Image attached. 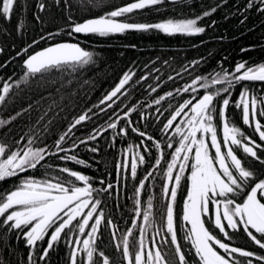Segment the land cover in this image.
<instances>
[{
    "label": "snow or ice",
    "instance_id": "snow-or-ice-1",
    "mask_svg": "<svg viewBox=\"0 0 264 264\" xmlns=\"http://www.w3.org/2000/svg\"><path fill=\"white\" fill-rule=\"evenodd\" d=\"M64 2L67 4V0ZM17 3L18 0H0V17L10 22ZM55 3L59 5L61 0H55ZM164 3L165 0H133L125 6L117 7L83 22H75L69 16L68 29L60 31L65 32L69 37L78 34L107 37L122 34L128 30L145 32L158 30L166 35L194 36L206 31L205 27L199 25V21L216 11L214 7L196 18L168 19L154 24L128 23L119 19L137 10ZM37 7L40 12H44L47 6L40 2ZM253 8L264 13V0H248L245 10ZM35 19L40 21L41 18L36 15ZM23 27V22L18 21L17 31H21ZM59 34V32L49 33L47 37L42 36L41 40L51 39ZM35 44H39V41H33L17 53V56L25 57L23 67L26 71L21 80L12 81L11 77L4 80L0 77V81H3L0 84V108L6 106L22 84L27 85L33 80H43L54 70L59 71L65 68L75 70L94 63L93 52L81 47L79 43L59 42L31 52L30 49ZM4 51L5 49L0 47V55ZM242 51H248V49H242ZM135 75L136 73L131 70L124 73L115 88L100 101L101 105H107L100 111L106 113L108 109H113L121 96L128 95L125 88L133 81ZM147 79L148 76L145 75L135 83ZM156 79L159 80V77ZM169 79L173 77L169 76ZM202 80L203 83H201ZM242 82L264 84V63L248 65L246 61L240 62L231 73L226 70L223 74L216 73L210 82L205 77H199L193 81V84L184 87L182 91L187 93L190 89L196 91L197 84L205 90L218 84L227 85L214 92L206 91L199 99L196 97L186 99L176 106L169 104L165 111L171 109V112L160 130L165 135L170 129L174 130L163 144L136 126L131 119L133 113H137L141 120H147L148 117L138 111V106L128 108L126 104L124 108L128 110L124 111L122 108L123 115L116 113L117 118L114 120L109 117L110 122L106 127L102 126L101 129L90 134L87 140H80L79 144H74V147H79L80 144H87L88 140L96 141L110 129L113 135L109 146L114 145L118 137H128L131 132L152 142V147L158 152L155 167L152 171L146 172L134 193L135 215L137 218L142 215L143 224L146 226L139 229V238L135 241L136 250L132 251L133 241L129 239L133 237L131 229L123 234L121 242L115 243V248L120 252V258L125 264H264V254L234 246L237 235L242 230L254 246L264 251V178H258L256 170L247 167L245 160L237 154L239 150L245 158L264 165V157L258 155V151H264V123L261 120L264 118V94L253 91L247 84H243L238 99L231 101L230 90ZM152 91L155 92L156 88H152ZM180 93L181 89H176V94ZM221 93H229V96L217 101ZM173 96L174 93L169 91L155 99L153 103L160 105L162 101ZM193 100L196 102L193 103ZM218 103L219 110H217ZM230 105L239 110L242 124L252 129L262 143H257L241 127L236 126L229 112ZM94 107L99 108V105ZM148 107H152V104ZM91 112L92 109L89 108L74 119L67 131L55 142L56 153L70 151L62 147L65 138L78 125L91 120L92 117L89 115ZM156 112L163 115L159 108ZM20 115L22 112H17L7 119L0 117V129L10 125ZM121 121L124 122L123 125ZM157 122H159L158 117ZM174 137L179 139L173 140ZM174 143L178 146L174 148L171 159L167 162L165 172L167 183L162 190L163 197L167 201L161 216L163 224L157 227L151 242L146 243L147 226L155 223L153 203L152 197H149L147 208L141 211L139 197L145 189L146 181L165 160L164 147L173 149ZM34 144L35 139L30 138L25 147L12 150L8 144L0 142V181L18 176L19 173L29 169L35 170L45 160L46 154H56L49 152L46 147H34ZM141 147L144 152L139 150ZM88 150L92 153L100 152L98 146ZM121 154L125 156V161L123 164L116 165L118 177L116 185L109 182L105 187L94 188L91 177L63 167L60 171L66 173L71 179L60 177L44 180L24 179L14 190L0 192V229L4 230L3 235H0V248L9 253L13 251L11 246L4 247V236L13 233L17 240L23 238L29 249L26 256L27 264H38V260L45 261L49 253L61 243L70 249V264H78V262L79 264H116V261L97 245L102 224L111 227L113 241L116 240L119 231L111 219L106 221L105 212L100 209L102 200L99 197L104 193L111 197L113 191L118 190L121 180L128 179L125 173H129V168L130 177L136 179L138 164L147 163L146 154L151 155V150L141 140L139 144H130L126 151L122 150ZM127 154L131 155L130 165ZM60 159L74 161L78 165L86 163L85 160L78 159L76 155H66ZM189 169L182 221L187 225L184 238L190 245L187 252L191 254V259L178 239L175 215L178 190ZM174 172L177 174L174 175ZM76 182H82L83 186H79ZM100 183L103 185L105 181L101 180ZM136 227L137 224L133 223L132 228ZM216 232L221 234L223 239ZM85 234L86 238H79L84 237ZM157 235L161 237L159 241L156 240ZM46 237V247L38 255V249L44 244ZM225 240L233 243L225 242ZM0 264H4L2 256H0Z\"/></svg>",
    "mask_w": 264,
    "mask_h": 264
},
{
    "label": "trees",
    "instance_id": "trees-1",
    "mask_svg": "<svg viewBox=\"0 0 264 264\" xmlns=\"http://www.w3.org/2000/svg\"><path fill=\"white\" fill-rule=\"evenodd\" d=\"M247 3L248 0H188L181 5L176 4L172 7V11L178 13L181 16L180 19L202 16L205 11L214 7L216 11L199 21V25L206 28L203 34L194 36L166 35L158 30L128 33L125 36H118L120 42H111L105 46L97 45V47L91 48L90 51L94 54V63L75 70L67 68V82L63 78L64 69H62L60 73L54 70L53 73L47 74L48 77L50 76L49 78L33 80L27 85L22 84L21 88L16 90L14 97L6 103V106L0 108V117L5 119L17 112H22V115L18 116L10 125L0 129V142L8 144L12 150L25 147L30 138L35 139L34 147H46L44 143H39L44 142L40 139L46 138L54 140L55 145V142L67 131L75 118L89 108L97 109L94 106L98 105L101 99L115 88L134 62L156 60L162 64L166 61L168 70H173L182 69L187 65H192V62L198 61L195 65L198 67L199 76L207 78L209 82L216 73L223 74L225 70L229 73L233 72L240 62L246 61L248 65L249 62L254 65L264 63V13L258 12L255 8L246 11ZM35 8V0H32L28 8L30 14L27 25L34 26V28L37 22L33 16ZM83 10L84 8L79 3L72 4L71 8L68 9L71 13L78 15L82 14ZM149 12L148 17L145 15L149 18V22L165 20L161 17L156 18L155 9H151ZM62 20L61 18H54L52 24H59ZM25 36V34L19 36L16 20L7 23L3 18H0V41L5 49L4 53L0 55V77H4L6 69L13 66L9 64L10 62L6 66H3V63L12 54H15L12 47L15 45L19 47L24 42ZM108 37H112V35ZM98 42L103 41L98 40ZM242 49H248V51H242ZM185 62L188 64L184 65ZM179 66L181 67L179 68ZM18 69L19 67L14 68L13 72ZM23 74H18L19 80L22 79ZM11 80L15 81L12 78ZM203 82L202 80L201 83ZM2 83L3 81H0V84ZM238 85L230 91H239ZM226 86L218 84L207 90L200 88V97L206 91L214 92ZM125 91H127V86ZM226 94L221 93L217 101L226 97ZM29 105H31L30 108ZM24 109H28V111H24ZM217 110H219V103ZM81 125L73 129L72 133L65 138L67 146L75 144L81 139ZM46 148L49 151L56 150L55 147ZM60 157H63L62 153H56L50 158L46 157L37 169H29L23 172L24 179L42 178L50 172H53L55 177L67 178V174L60 171L61 168L67 167V162ZM262 157H264V151ZM97 159L101 161V169L110 170L114 166L115 154L111 147L107 148L104 144ZM245 164L247 167L256 170L258 178H264V165L256 161ZM260 174L262 175L260 176ZM18 185L19 180L15 177L11 181H0V192L14 190ZM116 205L115 198L108 199L107 209H109L110 215L112 213L117 216L120 214ZM125 219L123 216L122 220ZM185 232L179 240L191 259V254L187 252L190 245L184 238ZM3 233L4 230L0 229V235ZM216 234L223 239L221 234L218 232ZM239 237L243 238L235 240L234 246L264 254V251L254 246L245 234ZM136 240L135 237L132 240L133 252L136 250ZM46 242L47 237L44 244L39 247L38 255L46 247ZM225 242L228 241L225 240ZM7 246H11L13 251L9 253L0 248V256H2L4 264H27L26 256L29 249L23 238L17 240L13 233H9L4 236V247ZM99 246L104 252L114 255L115 243L112 240L104 241ZM69 253L70 249L61 243L49 253L45 261L38 260V264H70ZM116 256V258H111L116 261V264H125L118 257V254Z\"/></svg>",
    "mask_w": 264,
    "mask_h": 264
},
{
    "label": "flooded vegetation",
    "instance_id": "flooded-vegetation-1",
    "mask_svg": "<svg viewBox=\"0 0 264 264\" xmlns=\"http://www.w3.org/2000/svg\"><path fill=\"white\" fill-rule=\"evenodd\" d=\"M121 1V2H120ZM112 0V1H103V0H67V4H65L64 0H61V3L57 5L55 3V0H35V9L33 11V16L36 15L40 16V21L36 22V26L34 28L27 25V19L28 15L30 14L28 11L29 4L32 3V0H18L17 6L14 9L13 18L10 22L13 20H16V23L18 21H22L24 24V27L21 31L18 32L19 36H23L25 40L24 42L17 47L16 45L12 47V49L15 51V54H12L10 58H7V61L3 63V66H6L8 62L9 64H12L10 68L6 69L5 76L3 77L4 80H8L10 77L12 79L19 80V75L23 74L26 70L23 67V61L25 59L24 56H17V53L20 52L24 47L28 46L29 44H32L33 41H39V44H35L33 48L30 49L31 52L39 51L42 48L51 46L55 43L59 42H72V43H79L81 47L85 48L86 50L90 51L91 48H94L97 45L105 46L107 44L120 42L118 36H125L128 33L132 32H145V31H135V30H128L122 34H113L112 37H100L97 35H88L85 36L83 34H78L73 37H69L65 34V32L60 31L61 29H68L69 20L68 17L71 16L72 20L75 22H83L86 19L95 18L100 15H103L104 13L114 10L117 7L125 6L128 3L133 2V0ZM188 0H165V3L162 5H157L154 7L146 8L144 10H137L133 12L132 14H129L126 17L119 18L122 21H126L128 23H147V24H154L158 22H149V18H147L149 15V10L155 9L156 11V18L161 17L165 20L167 19H174L179 20L181 16L178 13H175L172 11V7L176 4H183ZM43 2L46 4V10L44 12H40L37 5L38 3ZM247 2V1H246ZM79 3L81 5H85L83 13L78 15L71 13L68 11V9L71 8L72 4ZM121 3V4H120ZM123 3V4H122ZM251 10V9H250ZM214 14V13H213ZM147 17H146V16ZM3 18V17H0ZM58 18L63 19L59 24H52V19ZM4 19V18H3ZM163 20V21H165ZM6 21V20H5ZM7 23H10L9 21H6ZM162 22V21H159ZM26 28V30H24ZM59 32L60 34L51 38V39H44L41 40V37H47L49 33H56ZM96 40V41H95ZM98 40H102L103 42H98ZM0 47H2V43L0 41ZM100 47V46H98ZM196 62H192V65H187L188 63L185 62L184 68L182 69H173L168 70L167 62L164 61L162 64H159L156 60H149V61H143V62H134L131 65V68L129 70L134 71L136 75L133 77V81L127 85V96H121L120 99L117 101V104L113 106V109H108V111L102 112L100 109L106 108L107 105L103 104L101 105L100 102L98 105H100L99 108L92 110L89 115L92 117L91 120H87L82 123V135L80 140H87V137L94 133L97 129H101L102 126L106 127L107 123L110 122L109 117H111L113 120L116 119V113L119 115H123V111H121L122 108H124V105L126 104L128 108H131L133 106H138V111L143 113L145 116L148 117L147 120H141L140 116L137 113H133L131 119L136 123V126H138L142 131H145L146 133L152 135L156 140H160L162 144L168 140V137L171 136V132L174 129H170L168 134L165 135L160 129L163 125V123H166V118L169 117V114L171 112V109L168 111H165V109L168 108V105L171 104L173 106L178 105L179 103H182L186 99H192L193 97H196V99L201 98L200 97V86L199 84L195 85L196 91H192L191 89L189 92L185 93L183 92V88L193 84V81L199 78V70L198 67L195 65ZM248 63V62H247ZM252 62H249V65ZM93 64V63H91ZM89 64V65H91ZM86 65V66H89ZM19 67L18 70L14 71V68ZM181 66H179L180 68ZM159 69V71H156ZM128 70V71H129ZM64 80L67 82V68L64 70ZM54 72V71H53ZM52 72V73H53ZM61 72V70L57 71ZM15 73L14 75H12ZM19 74V75H18ZM147 75V80H141L139 83H135V81L139 80V78ZM169 76L173 77V79H169ZM50 77V76H49ZM48 75L45 76V78H49ZM156 77H159V80L156 79ZM243 84H247L250 89L253 91H259L261 94H264V84H261L259 82H242V84L238 85L239 91H231V101H236L238 99V94L242 90ZM151 85V87H149ZM152 88H156V91L153 92ZM181 89L180 94H176V89ZM173 92L174 96L171 98H168L161 102L160 105H155L153 102L155 99L159 98L160 96L165 95L167 92ZM106 96V95H105ZM104 96V97H105ZM226 97L229 96V93L225 95ZM103 97V98H104ZM102 98V99H103ZM101 99V100H102ZM196 100H193V103H195ZM149 104H152V107H148ZM128 108H124V111H127ZM159 108L161 112H163V115L161 116L160 113L156 112V109ZM229 112L232 115V120L236 124V126L241 127L242 130L247 134L252 136L254 140L257 141V143H262L258 136L255 135L252 131V129L248 128L247 126H244L242 124V120L240 117L239 110L235 109L230 105ZM98 113V115H97ZM157 117L159 122H157ZM179 119V118H178ZM262 123H264V118H261ZM123 121H121V124L123 125ZM222 134V133H221ZM113 135L112 130H108V132H104L102 136H99L96 141L88 140L87 144H80L79 147H74V144H71L67 146V140L62 144V147L65 149H70V151L67 152H59L63 154V156H70V155H76L78 159H83L86 161L83 165H78L74 161L70 160H64L67 162V167L71 170L79 171L82 174L88 175L92 178L91 183L93 184L94 188H102L105 187L107 183L111 182L114 185H116L117 182V169L116 165L117 163L123 164L125 161V156L121 154L122 150L127 149V147L131 145H136L141 142V140L144 141L145 144H147L151 150V155L146 154V161L147 163L139 165L137 169V177L136 179H132L130 177V168L129 173H125L128 175V179L121 180L120 185L118 186V190H114L111 197L107 193H104L103 196L99 197L102 200V203L100 205V209H102L105 212L106 221L107 219H111L112 223L117 226L118 232L116 236V240L113 241L111 232L112 229L110 226H106L105 224L101 225L100 230V238L97 241V245L100 248V244H103L104 241L109 242L112 240L113 243L121 242L123 238V234L127 232V230L131 229L133 231V237H130L129 239L132 241L134 237L136 239L139 238V229L141 227H146L143 224L142 215L140 218H137L135 215V209L136 205L134 203V200L136 199L134 193L135 189L138 187V183L141 179H143L144 175L148 171H152V169L155 167V159L158 157L157 150L152 147V142L147 141L146 138H141L135 133L129 134L128 137H118L115 144L112 146H109L111 142V136ZM179 137H174L173 140H178ZM79 140V141H80ZM39 143H44L46 147H54V140H50V138L46 139H40ZM79 141L75 144H79ZM104 144H106L107 148L111 147V150L115 154V160H114V166L109 169H101V161L97 159V156L101 154V150H103ZM98 146L100 148L99 153H92L88 149L91 147ZM178 146L174 143L173 149H168L164 147V153H165V160L161 162V165L155 169L153 172V176L149 177L148 181L145 183V189L142 190L140 195L141 200V211L145 210L147 208V201L149 197H152V203H153V219L155 220L154 224H151L150 226H147V230L145 232V238L146 243H150L154 234L156 233L157 227H160L163 224V220L161 219L162 213L164 212V209L166 208L167 201L163 197V187L167 183L165 179V172L167 167V162L171 159V154L174 150V148ZM141 152H144L143 147L139 149ZM51 153H56L55 151H49ZM238 156H240L242 159L245 160V163L251 162L250 158H245L239 150H237ZM258 155L262 156L263 151H258ZM52 155H47V158H50ZM128 163L130 165L131 163V155L127 154ZM38 165L37 167H39ZM74 167V168H72ZM177 173L174 172V175ZM190 175V169L186 171L185 173V179H182L181 181V187L178 190L177 194V202L175 205V215H176V223H177V230H178V239L183 236L185 229L187 228V225L182 221V214H183V202L186 198V191L188 188V182H187V176ZM262 174H260L261 176ZM13 177L7 178L6 181H11ZM17 180H19V184L24 180L25 175L23 173H19L18 176H15ZM55 178L54 173L50 172L48 174H45L42 178H34L37 180H44V179H53ZM67 178L71 179L67 176ZM104 180L105 184H101L100 181ZM79 186H83L82 182H76ZM171 188V186H169ZM109 198H115V201L117 202L116 209L120 212V214L112 215L109 214V209L107 206L108 199ZM126 211V213H124ZM125 216V220H122V217ZM91 223V222H90ZM133 223L137 224L136 228H132ZM90 230V229H89ZM88 230H86L87 232ZM241 234L237 235V239H241L243 237H239L240 235H243V231L241 230ZM80 239L86 238V234L84 237H79ZM161 237L159 235L156 236V240L159 241ZM228 243H233L231 241H228ZM219 251V249H217ZM106 255H111V253L105 252ZM114 255H111L112 257H117L116 254H118V257H120L119 252L117 249H114L113 252ZM123 262V261H122ZM120 262V263H122Z\"/></svg>",
    "mask_w": 264,
    "mask_h": 264
},
{
    "label": "water",
    "instance_id": "water-1",
    "mask_svg": "<svg viewBox=\"0 0 264 264\" xmlns=\"http://www.w3.org/2000/svg\"><path fill=\"white\" fill-rule=\"evenodd\" d=\"M113 90V89H112Z\"/></svg>",
    "mask_w": 264,
    "mask_h": 264
}]
</instances>
